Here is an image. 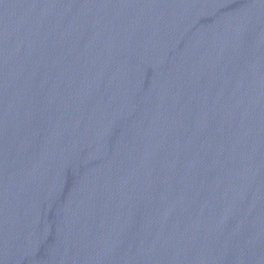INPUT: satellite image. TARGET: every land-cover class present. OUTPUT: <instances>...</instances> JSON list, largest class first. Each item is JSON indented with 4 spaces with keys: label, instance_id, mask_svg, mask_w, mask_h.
<instances>
[{
    "label": "water",
    "instance_id": "water-1",
    "mask_svg": "<svg viewBox=\"0 0 264 264\" xmlns=\"http://www.w3.org/2000/svg\"><path fill=\"white\" fill-rule=\"evenodd\" d=\"M252 0H0V264L79 202Z\"/></svg>",
    "mask_w": 264,
    "mask_h": 264
}]
</instances>
